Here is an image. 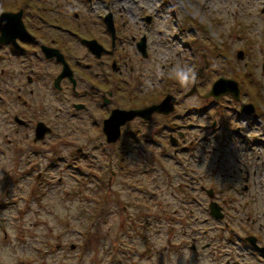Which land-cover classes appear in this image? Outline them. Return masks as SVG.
Wrapping results in <instances>:
<instances>
[{
    "label": "flooded vegetation",
    "instance_id": "flooded-vegetation-1",
    "mask_svg": "<svg viewBox=\"0 0 264 264\" xmlns=\"http://www.w3.org/2000/svg\"><path fill=\"white\" fill-rule=\"evenodd\" d=\"M16 1L18 0H0V264H39L37 254L36 258L35 255L25 253L31 244L24 234L21 233L22 237L15 239V243L6 226L14 221L16 212H31L32 202L38 199L37 189H42L39 192L41 200L46 194L45 189H53L56 176L58 182L62 181L59 178V166L63 161L62 151H59V141L62 144V139H59V113L79 117L78 112L86 109L88 99L95 104L93 115H97L98 119L92 120L91 124L93 128H97L102 139L97 145L89 143L87 150L77 148L79 159L87 161L91 156L93 161L107 158L111 162L110 150L117 145L121 165L127 164L126 156H137V159L132 160L137 167L140 166V174L145 175V170L155 164L154 156L145 150L151 146L159 149L164 141L173 151L161 153L162 156L167 155L170 162V174L162 175L163 180L165 178V182L169 183L168 188L173 183L177 184L171 189L172 195H177L182 190L183 197L193 199L197 195L187 189L191 183L190 178L205 179L209 173V185L199 187L201 192L212 198L206 204L205 212L193 210L192 199L181 203L182 207L188 208L185 213L196 214L194 220H198V216L204 215L203 213H209L212 218L210 223L214 225L207 228L208 219L205 217L201 221L203 228L186 227L189 230L182 232V239H178L179 235L172 232L168 240L170 248L181 250L183 254L187 252L196 261H202L212 254L222 257L218 263L216 256H212L202 264H264V99L257 90H253L255 81L251 79L249 84V79L243 81L225 72L217 76L208 90L199 92L198 86L205 83L200 80L197 82V78L203 76L208 81L209 76L223 68L219 65L209 68L203 52L201 58L203 60L204 57V63L197 66V72L190 80L193 90L200 93H195L202 99L200 105L187 104L189 94H182V86L174 80L162 83L164 77L157 71L152 72L156 79L151 86L152 90L156 88L158 92L151 94V90L143 95L141 93L144 90L139 87L142 78L150 70H137V73L131 75L126 73L127 67H120L122 57L130 54L124 51L113 52L117 39L113 12L108 11L110 13L102 16L103 27L101 25L99 32L101 37L92 34L85 36L80 33L82 27L78 23L74 28L65 29L63 23H59V8L48 5L47 0H19L21 6H16ZM88 3L91 5V2ZM122 7L125 8L126 5ZM6 13L9 15L5 16ZM77 17L78 15L76 19ZM150 19L151 17L146 19V22ZM59 31L79 39L85 53L79 56L73 48L70 50L65 46L59 38ZM142 39L145 40L146 51V38L140 40ZM136 48L143 58L148 57L147 53L142 52L139 41ZM244 57L243 53L242 58ZM188 60L190 64L195 62L192 58ZM157 61V65L166 68L164 53ZM169 64L172 65V62ZM262 66L264 68V63ZM204 67L207 68L205 72ZM130 70H133L132 65ZM187 71L184 69L182 73ZM126 76L134 77L137 82L134 86L139 89L136 96L129 93ZM220 77L237 81V95L230 90L223 94L210 93L213 83ZM187 78L188 76L181 75L182 81L185 82ZM45 91H50L52 101L48 100ZM116 96H122L133 105H117ZM223 98H228V101L224 102ZM70 99L76 112L68 107H61L66 106L64 100ZM114 111L119 113L113 119L118 131L116 138L110 139L113 133L110 132L108 136L104 126L106 119ZM136 122L142 125L134 127ZM107 126L110 131L115 129L112 124ZM160 140V143L157 142ZM191 163L201 165L200 174L196 172L195 166H191L194 172H189ZM143 165L148 166L145 168ZM111 175L112 171L103 182V186L107 185L109 191ZM84 176L94 178L95 174L84 173ZM153 178L154 181L157 179ZM155 191L157 190L152 188L150 199L155 196ZM227 197L232 200L241 199V207L231 208L236 214L241 213V209L251 208L246 219L248 231L240 234L227 227L230 220L236 219L225 211L224 202ZM220 198L225 199L224 204L219 202ZM212 203L219 208L221 217L211 214ZM173 212L177 213L178 210ZM226 215H229V220L220 222ZM242 220L243 218L239 219L241 223ZM148 221L146 220L145 225L152 227L155 233L165 226L164 221L160 224L157 220L155 225ZM125 227L122 226L118 237L127 232L132 240L142 235L135 230L131 233ZM20 229L25 231V226L21 225ZM16 245H22V255H13L3 248H15ZM132 248L136 251L133 253L131 250L134 255L131 257L142 258L139 260L142 261L143 252L138 251L133 242ZM131 260L132 264L139 262L136 263L135 258Z\"/></svg>",
    "mask_w": 264,
    "mask_h": 264
},
{
    "label": "rangeland",
    "instance_id": "rangeland-1",
    "mask_svg": "<svg viewBox=\"0 0 264 264\" xmlns=\"http://www.w3.org/2000/svg\"><path fill=\"white\" fill-rule=\"evenodd\" d=\"M88 1L47 0L46 3L53 8H59V23H63L65 29L74 28L78 23L82 27L80 33L85 36L92 34L101 37L99 32L102 16L110 13L108 11L113 12L117 31L116 49L113 52L124 51L130 54L122 57L120 67H127L126 73L131 75L137 73V70L143 72L150 70L141 80L143 85L141 84L139 88L144 90L141 94L150 93L153 88L151 85L156 79V75L152 72L157 71L161 72V76L164 77L162 83L174 80L182 86L184 91L182 94H189L187 104L200 105L202 99L195 95L198 91L193 90L194 88L191 87L193 83L190 80L196 74L197 66L204 63V57L203 60L201 58L204 52L209 68L218 65L223 68L217 72L219 74L209 76L208 81H205L203 76H199L197 82L200 80L205 83L198 86L199 92L208 90L217 76L226 72L243 81L249 79V84L253 79L256 84L253 90H257L264 99V68L262 66L264 63V0ZM21 5L19 0L16 1V6ZM123 5H128L129 9L122 8ZM172 5L176 9L175 15L170 12ZM162 6L161 15L159 8L162 9ZM76 15H78L77 19ZM150 15L152 19L146 22V17ZM180 29L181 39L175 40L172 36L177 35ZM143 37L146 38L147 43V58H143L136 48L137 42H140ZM59 38L70 50L73 48L78 52L79 56L85 53V48L79 39L63 31H59ZM111 41L112 38L108 40V46ZM240 50H243L244 58H239ZM163 53L167 62L165 69L157 65V60L162 57ZM190 58L195 60L193 64H190L188 60ZM125 60L127 61L126 66ZM171 62L172 65L169 64ZM130 65L133 70H130ZM190 65L192 66L188 69ZM184 69L188 71L182 73ZM206 70L207 68L204 67V72ZM183 74L188 76L185 82L181 80ZM125 78L129 81L127 85L129 93L136 96L139 89L134 87L137 83L134 77L126 76ZM157 92L154 88L151 94ZM45 93L48 100L52 101L50 91H45ZM116 97L118 98L117 105L125 106V103L133 105L125 101L122 96ZM223 101L227 102L228 98H223ZM72 102L71 99L64 100L63 103H66V106L61 107H68L76 112ZM86 106V109L78 112L79 117L69 116L64 112L59 113V139H62V144L59 141V151H62L63 158L59 166V178L61 177L62 181L58 182L56 176L53 189H45L46 194L41 200H39V192L42 189H37L38 199L32 202L31 212L14 214V221H11L6 228L15 243V239L22 237L21 233H23L31 244L25 253L37 254L38 258L37 255L35 257L39 264H132L131 259L134 258L137 263L142 258L131 257L136 251L135 248L131 249V242L136 244L138 251L143 252V260L139 261L140 264H202L212 256H216V262L221 261L222 257L219 254H212L202 261H196L187 252L183 254L181 250L176 251L170 248L168 241L172 232L179 235L178 239H182V232L189 230L185 229L186 227L196 229L201 226L203 228L204 224L201 221L205 217L208 219L207 228L214 225L210 223L212 218L209 213H203L204 215L198 216V220H194L196 214L185 213L188 208L182 207L181 203L183 200L192 199V209L205 212L206 204L212 198L206 196L205 192H201L199 187L209 185V173L205 179L203 177L199 180L190 178L191 183L187 189L197 195L193 199L183 197L182 190L178 191V196L172 195L171 189L176 183L168 188L169 183L165 182V178L163 180L162 175L170 174L168 172L170 162L168 156H162L161 153L173 151L172 147L167 146L164 141H162L164 145L159 149L151 146L145 150L154 156L155 162L152 167L148 168L145 175L140 174V166L137 167L135 161L132 160V158L137 159V156H126L127 164L121 165L117 145L110 150L111 162L107 158L93 161L91 156L87 158V161L79 159L76 153L77 148L87 150L86 146L89 143L97 145L102 139L97 128H93L91 124L94 119L98 121L97 115H93L96 110L95 104L88 99ZM136 125L140 126L142 123L133 124L134 127ZM157 142L160 143L161 140ZM143 166L146 168L148 165ZM191 166H195L196 172L201 173V165L191 163L190 173L194 172ZM111 171L112 183L109 191V187L103 186V182L108 179ZM90 172L95 174L94 178L84 176V173ZM115 175L116 178H114ZM153 176L157 177L155 181ZM152 188L157 191L153 199H150ZM199 194L200 197H198ZM240 200L227 197L226 202L223 198H220L219 202L225 203V211L236 218L234 221L231 218L230 225L227 227L242 234L249 230L246 219L251 208L241 209V213L236 214L231 208L241 207ZM176 209L178 212L174 213ZM242 218L243 223L239 221ZM145 219L150 223L153 222L154 225L157 220L164 221L165 226L155 233L152 227L148 228L145 225ZM228 220L229 215H226L220 222L225 223ZM21 225L25 226V231H21ZM123 225L126 226L127 231L134 233L135 230L142 235L132 240L128 232L126 234L123 232L125 235L118 237ZM3 248L13 255L23 253L22 245H16V252L12 246ZM33 264L38 263L33 262Z\"/></svg>",
    "mask_w": 264,
    "mask_h": 264
},
{
    "label": "water",
    "instance_id": "water-1",
    "mask_svg": "<svg viewBox=\"0 0 264 264\" xmlns=\"http://www.w3.org/2000/svg\"><path fill=\"white\" fill-rule=\"evenodd\" d=\"M6 15H9L8 13L5 14ZM149 19V18H148ZM139 46L141 48V50H143L142 52L144 54H146V51H145V40L142 39L141 42H139ZM238 56L239 58H241L243 56V51L240 50L238 52ZM62 57V56H61ZM230 90L232 91V94L234 95H237L238 93V83L236 80H233V79H227L225 77H220L218 78L212 85V88H211V92L210 93H214V94H217V93H220V94H223V93H227V91ZM134 113H136V111H134ZM119 116V113L117 112H113L112 115L106 119L105 121V126H104V130L105 132L108 134H110V132H112V138L110 139H115L116 136H117V129H118V126L114 123V118H117ZM108 124H112V126L115 128L113 130H109L108 129ZM117 126V127H116ZM115 131V132H114ZM210 208H211V214L217 218L221 217V214L219 213V208L217 207V205L215 203H212L210 204Z\"/></svg>",
    "mask_w": 264,
    "mask_h": 264
},
{
    "label": "bare ground",
    "instance_id": "bare-ground-1",
    "mask_svg": "<svg viewBox=\"0 0 264 264\" xmlns=\"http://www.w3.org/2000/svg\"><path fill=\"white\" fill-rule=\"evenodd\" d=\"M122 8H124V7H122ZM125 8H126V9H129V6L126 5ZM162 11H163V6H162V9L159 8V13H160L161 15H162ZM170 12H171L172 15H175L174 13L176 12V9H175V7H174L173 5L171 6V11H170ZM150 17H151V19H152V16H151V15H150ZM149 22H150V21H149ZM166 29L170 30V28H166ZM160 34L163 35V32L160 31ZM180 35H182L181 29H180V32H179L177 35L175 34V35L172 36V37H173L175 40H180V39H181V38H180ZM167 40H169V39H167ZM171 42H172V41H171ZM169 43H170V42H169ZM169 48H171V47H169ZM147 171H148V170H145L146 173H147ZM148 223H149V224H152L153 222L150 223V222L148 221ZM156 223H157V221H156ZM158 223L161 224L162 222L159 221Z\"/></svg>",
    "mask_w": 264,
    "mask_h": 264
}]
</instances>
